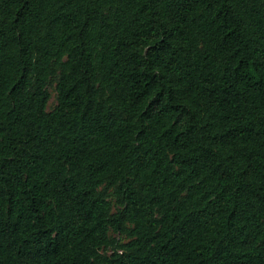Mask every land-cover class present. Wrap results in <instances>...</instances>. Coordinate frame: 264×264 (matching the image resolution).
Wrapping results in <instances>:
<instances>
[{
  "label": "trees",
  "instance_id": "1",
  "mask_svg": "<svg viewBox=\"0 0 264 264\" xmlns=\"http://www.w3.org/2000/svg\"><path fill=\"white\" fill-rule=\"evenodd\" d=\"M0 264H264V0H0Z\"/></svg>",
  "mask_w": 264,
  "mask_h": 264
},
{
  "label": "rangeland",
  "instance_id": "2",
  "mask_svg": "<svg viewBox=\"0 0 264 264\" xmlns=\"http://www.w3.org/2000/svg\"><path fill=\"white\" fill-rule=\"evenodd\" d=\"M58 80H59V76H58V73H56V75L52 77L48 83V91L50 94V100L47 105V110L49 112L53 111L55 107L57 106L56 85H57ZM99 192L105 195L106 199L111 205V210L113 214L120 210V207L117 202L115 188H110L108 185L104 184L103 186L99 188ZM128 228L129 230H131L132 225H128ZM109 237H110V241L112 245L101 250V253L105 256L112 255L114 252L119 250L120 246L127 244L131 240L128 234L117 233V232H114L113 230L109 231Z\"/></svg>",
  "mask_w": 264,
  "mask_h": 264
}]
</instances>
